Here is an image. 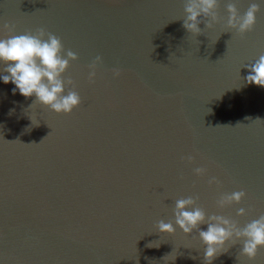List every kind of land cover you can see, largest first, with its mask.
<instances>
[{
    "label": "water",
    "instance_id": "95a60500",
    "mask_svg": "<svg viewBox=\"0 0 264 264\" xmlns=\"http://www.w3.org/2000/svg\"><path fill=\"white\" fill-rule=\"evenodd\" d=\"M230 2L241 15L260 5L243 36L226 27ZM218 3L220 23L196 35L185 0H0V39L4 23L15 35L43 27L77 53L63 76L82 99L69 114L29 107L35 96L0 79V264H204L198 231L175 225L177 199L198 196L241 227L264 215V87L244 67L264 55V0ZM239 190L241 203L217 207ZM229 245L212 264H264V247L249 260Z\"/></svg>",
    "mask_w": 264,
    "mask_h": 264
},
{
    "label": "clouds",
    "instance_id": "9594fccd",
    "mask_svg": "<svg viewBox=\"0 0 264 264\" xmlns=\"http://www.w3.org/2000/svg\"><path fill=\"white\" fill-rule=\"evenodd\" d=\"M218 8V0H185L183 28L196 35L202 32L199 27L201 23H204L209 29L212 28L222 19L217 11ZM259 11L260 5L253 2L241 15L236 4L230 2L227 4L226 27L234 29L237 34L243 36L253 29L257 19L256 14ZM14 27L8 23H4L2 26L9 35L0 39V62L6 65L2 71L8 74L0 76V79L5 84L11 82L15 85L12 89L13 94L18 90L25 98L35 96V101L29 107L39 103L50 107L57 113H71L82 103V99L75 90V81L71 77L65 79L63 74L71 62L78 59L77 53L67 50L65 54L61 38L43 27L37 28L34 32L29 30L19 35L12 34ZM101 63L102 57L97 55L88 65L90 83H95L97 68ZM244 67L249 69V74L245 78L247 83L264 87V55ZM112 73L114 77H119L121 70L113 68ZM14 111L15 109H10L9 115ZM260 119L257 117L254 120ZM182 159L192 163L195 157L188 155ZM193 171L197 176H204L207 173V168L196 167ZM208 183L209 185H220L219 179L215 176L211 177ZM246 195L244 190L221 193L216 200V205L223 209L234 203L239 204ZM198 199V196L177 199L172 211L175 225H178L184 234H191L193 230L198 231L199 238L206 246L203 253L204 264H212L214 259L227 252L225 245L229 242L230 247L242 242L240 255L254 260L259 248L264 247V215H260L259 218L241 227L239 221L231 217L215 213L207 214L202 207L197 205ZM236 214L243 216L246 214V209L241 207ZM202 224H207V230L200 228ZM157 227L160 233L174 234L176 232V227L171 221L160 220ZM148 246L152 247L153 245L150 243ZM155 247H159V245Z\"/></svg>",
    "mask_w": 264,
    "mask_h": 264
}]
</instances>
